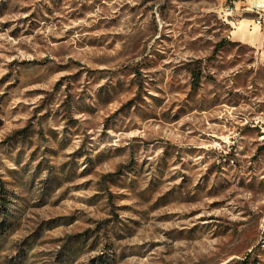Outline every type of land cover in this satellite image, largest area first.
Masks as SVG:
<instances>
[{"label":"rangeland","instance_id":"374dc122","mask_svg":"<svg viewBox=\"0 0 264 264\" xmlns=\"http://www.w3.org/2000/svg\"><path fill=\"white\" fill-rule=\"evenodd\" d=\"M233 1L0 0V264H264V31Z\"/></svg>","mask_w":264,"mask_h":264},{"label":"built area","instance_id":"2783aa9c","mask_svg":"<svg viewBox=\"0 0 264 264\" xmlns=\"http://www.w3.org/2000/svg\"><path fill=\"white\" fill-rule=\"evenodd\" d=\"M244 1L247 2V0H244ZM249 1H250V3H252L251 0H249ZM233 2H235V1H233ZM246 8L254 10L259 15L257 22H258V24L262 25L263 31H264V4L261 6H256L252 3L251 5L246 6Z\"/></svg>","mask_w":264,"mask_h":264},{"label":"bare ground","instance_id":"6f19581e","mask_svg":"<svg viewBox=\"0 0 264 264\" xmlns=\"http://www.w3.org/2000/svg\"><path fill=\"white\" fill-rule=\"evenodd\" d=\"M253 4L256 6H261L264 4V0H253Z\"/></svg>","mask_w":264,"mask_h":264},{"label":"trees","instance_id":"16d2710c","mask_svg":"<svg viewBox=\"0 0 264 264\" xmlns=\"http://www.w3.org/2000/svg\"><path fill=\"white\" fill-rule=\"evenodd\" d=\"M235 1H238V0H235ZM229 43L234 44L235 42H229ZM192 75H193V77L195 76L197 78V74L196 73L195 74H192Z\"/></svg>","mask_w":264,"mask_h":264}]
</instances>
